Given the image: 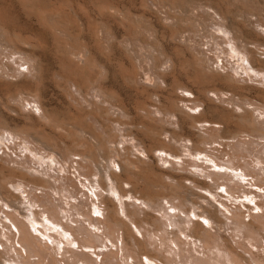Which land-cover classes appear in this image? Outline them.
Listing matches in <instances>:
<instances>
[{"label": "bare ground", "instance_id": "bare-ground-1", "mask_svg": "<svg viewBox=\"0 0 264 264\" xmlns=\"http://www.w3.org/2000/svg\"><path fill=\"white\" fill-rule=\"evenodd\" d=\"M228 1L245 6L240 17L225 13L212 0L192 4L172 2L167 6L154 2H141V12L146 10L154 12L155 19L166 34V40L164 41L168 39V41H172L171 44L174 43L179 46V48H173L171 51L164 49V47L157 51L151 44H146L145 51H147V57L152 60V63L151 67L149 66L146 68L147 70L142 71V75L139 64L137 66L139 71H135V67L133 68L127 64L131 68L126 69V73L120 71L118 74L116 73L118 69L116 68V71L111 66L115 72L111 71V74L114 73L111 76H116V78L118 76L119 78H117L118 81L115 79V84L119 82V84L140 85L141 81L145 84H151H144L145 87H151V89L147 87L150 92L149 89L146 90L142 86L146 93L145 99H142L143 102L140 99V96L143 97L142 95L137 97V95L131 94L128 98H125V96L122 98L118 90L123 85L120 88H118L120 85H117L116 89L118 90L114 91L113 81L107 85L106 81L108 80L101 79L105 81L104 83L108 88L103 86L102 82L101 85L99 82L97 86L94 84L95 82L92 83V80L88 82L86 75H84V69L88 70L95 67L98 69L96 71L98 78H102L105 75L109 76L107 73L110 71L108 68L111 64L110 62L108 63L110 65L105 64L107 62L105 59L106 62L103 65H107V68L98 65V62L96 63L98 55L95 58V53L87 45L78 48H74V45L70 47V44L67 45L68 47L66 46L67 48H65L63 54L70 62L67 69H72L78 79H70V76H62L64 77L62 78L51 67L52 64L49 63L51 58L49 59L48 52L44 47L45 35L48 34L44 29L47 26L45 21L36 18L35 23L38 28L36 25L34 27L40 28L41 31H37L33 35L31 33V36L36 39L33 42L29 41V32L25 36L26 34L20 27L14 25L8 20V17L0 12V227L4 231L3 237L6 241L12 242L18 239L26 252V257H22L20 251L13 250L16 255L18 253L19 256L17 257L20 259L19 261L23 262L22 264H97L87 254H81L82 258L77 256L65 258V255H63L62 259L57 261L58 251L49 246L48 242L42 238V233L39 236L35 235L41 232L39 227L34 224L35 221L39 220L36 218L37 212L36 215L34 211H29V214L26 215L23 213L22 219L17 214V205L22 201L29 208L32 207L33 203L37 204L38 207L40 206L42 209L40 211L41 215L46 214V218L50 219L52 223L65 231H70L75 237H81L84 245L88 247L99 246L103 242V237L108 238L113 244L123 237L132 248L140 246V241L134 236L132 227L130 228L125 222L126 219L130 224H133V229L138 234H142L141 236H143L144 231L148 230L145 228L146 225H151L153 229L150 231H156V233L157 230H161V226L166 227L168 225L176 226L177 230L183 234L187 231L190 237L202 244L201 248L205 255L199 260V263H196V261H189L190 259H187L185 254L179 253L177 250H172V256L165 254L170 252L169 247H167L164 250H144L142 255L149 260L155 259L163 264H177L178 262L181 264H184V262H189V264H237L234 262L229 250H225V259L222 256L216 257L215 255L214 257L211 250L223 248V246L211 237L212 234L205 225L193 222L189 215L191 212L194 213V216L198 214L199 217L205 214V220L211 227L214 226L213 224H222V219L216 216L215 213L205 209L201 214L190 211L186 206V197L181 194L184 189L190 188L184 184V181H188L195 187H200V189L210 193L208 183L197 180L194 178L196 176L192 177L193 174L189 171L190 168L184 171H187L191 176L178 173L184 165L195 168L201 165H195L196 162L191 163L182 160L183 165L180 164V166L182 165L180 167L177 162L174 163L170 160V158L181 160L185 154L187 156L193 155L194 158L198 155H204L209 157L212 164L214 163L215 166L222 169L235 171L240 169L242 172L240 175L214 174L209 171L205 175L210 178L216 175L214 177L217 179H211V181L216 183L220 189L223 186L225 192L231 195L241 192L239 189L243 188L240 186L242 182L237 179L238 176H252V179L261 182H259L260 187L264 186V177L261 178L260 173L250 171L249 163L244 161L247 155H255L260 160V164H264V146L256 149L253 141H248L246 144L241 142L242 140L240 141V138L245 135L255 137L258 134H263L264 129L263 122L259 121L255 114L256 109L258 111L264 106V88L259 89V87L244 84L243 81L246 80L241 77L250 71L253 78L249 80L258 81L256 78L259 77V81L264 82V58H261L264 52L259 54L260 48L264 50V9H262L263 15H256L254 11H257V9L254 5L259 3L258 0ZM41 6L38 5L35 11L45 14V10ZM23 11L28 16L24 9ZM91 11L94 13L92 15H96L98 20L104 21V17H106L104 23H107L106 21L109 19H115L123 24L128 12L124 6L117 5L109 0H93ZM261 12L259 11V13ZM53 20L55 22L56 19ZM181 24L182 27L189 25L194 30L191 33H185L180 30V27L178 28ZM60 26L59 28H61ZM104 27L89 29V32L86 29V32L90 33L88 35L90 36L89 40L93 38L92 40L97 44L103 43V41L109 43L112 38L111 34L117 28L114 31L106 28L107 31H104ZM65 29L70 30V27ZM65 29L62 30L65 31ZM83 29L85 28L83 27ZM108 30L113 32L110 34ZM63 31L62 33H64ZM60 35L61 33L58 36ZM70 35H67L68 38H70ZM81 38L84 43L86 39ZM77 39H80V36ZM115 39L117 38L115 37ZM76 42L78 41L76 40ZM116 43V47L129 51L128 40L125 36L117 40ZM92 45H90L91 49H93ZM157 45L161 44L158 43ZM97 46L99 47V45ZM144 56L146 57L145 54ZM187 60L192 62L193 70H196V72H208L206 82L198 83L196 80H191L192 76L184 71L183 61ZM245 64L248 70L245 69ZM121 65L123 66L124 63H121ZM128 66L126 67L128 68ZM223 68L227 69L225 74L219 72V69ZM51 77L59 81L62 80L61 85L54 84L58 86V88H55L61 94L60 99L62 98L65 102V107L59 105L62 100L59 101L54 98L57 94L54 93V95L53 91L49 90ZM107 78L109 79L110 76ZM210 81L217 82L219 85L209 84ZM162 84H164V87H162ZM135 87L136 85L131 89L134 90ZM138 87L136 92L139 90ZM178 91L180 92L178 93ZM227 93L230 96L223 98L222 96ZM122 94L124 95L123 92ZM234 95L239 98H234ZM253 101L259 104L257 105ZM223 103L230 104L232 108L229 109ZM249 105H252L253 108L245 107ZM60 106H62L63 112L59 111ZM199 107L202 109L198 110ZM261 110L263 111V109ZM79 112L84 113L83 118H85V121L83 123H70L74 119L72 118L73 115L75 116ZM257 113L259 114V111ZM47 130H53L62 135H71L74 132L76 140L72 142V147H66L62 142L63 147H60L57 142L50 141L49 136L46 135ZM222 139L235 140V143L223 144L219 142ZM147 141L150 144H147ZM214 143L219 146L232 147L231 149L237 155L234 156V153L231 155L224 152L222 155H228L227 159L224 160L223 156L210 153L205 145ZM242 152L247 153L245 155ZM255 152L261 156L254 154ZM239 159L244 162H238ZM65 163L67 165L68 163L75 164L73 167H75L79 179L83 177L84 180L88 181L92 189V195L95 197V200H90V202L86 201L85 198V200H80L79 204L74 205L76 212L85 217L86 209L83 208L85 207L88 210L90 206H96L94 211L103 217V221H95L90 216L85 218L95 227H99L100 223L103 224L102 234H89L84 232L85 230L81 231L80 227L72 228L63 224L64 216L61 214L62 211L59 210L60 207L54 205L48 198L34 194L36 188H42L41 191L46 189L47 192L50 187H53L50 186L52 184L50 179L55 176H51L48 172L49 170L54 171V173L63 171ZM166 163L170 165V168H165ZM98 164L102 165V170ZM149 172L156 176L155 178L158 179L161 185H169L171 193L168 195L156 194L141 186L142 180L137 178H140L141 173L143 175V173ZM93 177L96 178L95 183H93ZM125 185L128 187L127 189ZM96 189L98 191L105 190L112 198L105 197L104 200H101L100 195L95 191ZM77 191L78 193L82 192L81 190ZM21 194H24V197ZM44 194L47 195L45 192ZM83 195L82 192L81 196ZM84 196L87 197V195ZM202 197L205 198V196L200 198ZM163 201L169 206L166 207ZM102 202L105 204L104 209L101 208ZM262 208H264V204ZM102 210L107 211V214L104 215ZM150 210L163 214L157 217L149 212ZM167 210L171 212L169 211V213ZM179 213L185 215L184 221ZM140 215H143V217L141 218ZM222 215L225 218L224 214ZM231 215L235 217L234 214ZM228 218L226 219L228 220ZM234 225L236 226L233 227L232 232L234 234H232L238 236L243 234L242 236L249 239L247 240L249 245L252 242L256 245L259 244L257 237H264V223L256 228L254 226V229L251 228V230L244 227L247 225L241 223L238 225V222ZM12 227L16 228L15 235L11 233ZM119 227L123 231L122 234H119L121 233ZM175 248H177L176 245ZM120 250L122 255L115 264H129L128 259H134L132 253L127 252L125 244L121 245ZM219 251L223 250L220 249ZM1 254L2 252H0V264L18 263L16 262L18 260H14L12 255L7 258L1 257ZM211 254L214 258L211 257ZM173 255H178V261L174 260ZM104 256L107 255L103 254ZM33 257L37 258L36 262L30 260ZM9 258L12 260L10 261ZM251 260H254L252 256ZM130 264L136 263L132 262Z\"/></svg>", "mask_w": 264, "mask_h": 264}, {"label": "rangeland", "instance_id": "rangeland-1", "mask_svg": "<svg viewBox=\"0 0 264 264\" xmlns=\"http://www.w3.org/2000/svg\"><path fill=\"white\" fill-rule=\"evenodd\" d=\"M109 1H111V2L113 1V3H115L117 5L124 6L128 10V12L126 13V20H125L124 24L119 22V21H116L115 19H113V20L109 19L106 21L107 23H104L105 20L107 19L106 17H104V21L98 20L96 15H92V14H94L91 11V4H92L93 0H48V1L47 0H0V12H2L4 16L8 17V20H10V22H12L14 25L20 27L22 29V31L24 32V34H26L25 36H27V33L29 32L28 36H30V38L32 37L31 33L33 35V33H36L37 31L38 32L41 31L40 28H39L40 30L37 29L38 26L35 23L36 18L43 19L45 21V24L47 25L46 26L47 29L46 28H44V29H45V32L47 31L46 33H48L47 34L48 37L45 35L44 47H45V50L48 52L49 59L51 58L49 60V63L51 62L50 65L52 64L51 67L54 68V70L57 71V74L61 77L62 76H64V77L70 76V79H78L77 75L74 73V71L72 69L71 70L67 69L70 62L68 61L66 55L63 54V52L65 51V48H67L69 46V44H70V47L72 45H74L75 46L74 48H78V47H82L84 45H87V47L90 48V50H92V52L95 53L94 54L95 58L98 57L96 60V63L98 62L97 63L98 65L101 66L106 61L107 62L105 64H107V65L111 64L108 68V69H110V71H109L110 73L109 72L107 73V75L109 74L110 78L108 79L107 77H109V76H106V75H105L106 77L104 76L102 78H98V74L96 72V71H98V69L95 67L89 68L88 70L84 69V75H86L88 82H89V80H92V83L95 82L94 84L96 86L99 84V82L101 85V82H102L103 86L107 87L106 84L108 85L112 81H113L112 83L115 84L116 83L115 79L118 78V76H117V78H116V76H114V77L111 76V75H114V73H115L113 71L114 68H115L114 70H116V71L118 69V72H116L118 74V73H120V71L126 73V69H129L130 66L133 68L135 67L134 68L135 71H139L137 66L140 65L141 66V68H140L141 69V75H142L143 70H147L146 68H148L149 66L151 67V63H152L151 61L152 60L147 57V51H145L146 50V44L147 45L151 44L152 47H154L157 51H159L161 47H164V49H166L168 51H171V49H173V48H179V46H176L174 43L171 44L172 41L170 42V41H168V39H167V41H164V40H166V37H165L166 34L164 33V30L161 28V26L158 24L157 20L155 19V15L153 14L154 12L147 11V10L141 12L142 11L141 10V2L142 1L147 2V3H149V2L153 3L154 2L156 4H160V5H164V6H167L168 4H170L172 2L173 3H175V2L176 3H183V4L207 2V0H153V1L152 0H150V1L149 0H109ZM212 1L213 2L215 1L216 4L218 6H220L221 9L225 13H228L229 15H234L236 17H240V15L243 14V11L245 8V6L241 5L240 3L233 4L228 0H212ZM47 2H49V3H47ZM258 2H259V3H257L258 6L254 5V7L257 9V11H254V13L256 15L257 14L263 15L262 9H264V8H262V7H264V0H262V1L258 0ZM42 3H43V5H42ZM38 5H40V6L42 5L41 7L44 8L45 14L44 13L43 14L37 13V11H35L37 9L36 7ZM45 8H47V9H45ZM23 9L25 10V13L28 16H26L24 14ZM87 10H89V11H87ZM259 11L260 12L262 11V12L259 13ZM53 17H55V18H53ZM48 19H50V20L48 21ZM53 19H56L55 22ZM58 20H59L60 24L58 23ZM44 21H43V23H44ZM109 21L110 22L112 21L111 22L112 24ZM83 22H85V23H83ZM61 24L64 26H62ZM82 24L83 25L85 24V25L83 26ZM35 25L37 26V28L34 27ZM58 25L59 26L61 25L60 26L61 28H59ZM104 25H105V27H104ZM111 25H113V26H111ZM68 26L70 27L71 31L69 29H65V28H69ZM87 26H89V27H87ZM83 27L85 29H83ZM103 27L105 29L104 31H107L106 28H108L110 30L113 29V31L115 28H117L114 31L116 33H114L113 31L109 32V30H108V32L110 34H111V32H113L111 34V37H112L110 39V41L112 40L111 42L109 41V43H106L105 41H103V43L101 42L100 44H97L96 42H94V40H92L93 38L89 40V38H90V36H88L90 34V33H88L89 29L103 28ZM179 27H180V30L185 32V33H191L194 30V28L190 27L189 25L182 27V24H181L178 26V28ZM34 28L36 29V31ZM54 29L56 32L54 31ZM62 29H65V31H63ZM86 29L88 30V32H86ZM57 30L60 32H58ZM67 30H68V32H67ZM62 31L64 33H62ZM50 33H51V36H50ZM56 33L58 35L61 33L62 36L61 35L58 36ZM86 33H87V35H86ZM67 35H70V38H68L69 36H67ZM79 36H80V39H77V38H79ZM124 36H125L126 40H128L129 51L116 47L117 46L116 45L117 40H120L121 37H124ZM33 37L31 38L33 40H31L28 37L29 41L35 42L34 41L35 37L34 38ZM81 37H83L84 40L86 39L84 41V43H83V39ZM115 37L117 39H115ZM81 39H82V41H81ZM76 40L79 43L76 42ZM87 40H89V41H87ZM91 42L92 43L94 42L93 45ZM158 43L161 45H157ZM89 44L93 46V49H91L92 47H90ZM114 44H115V47H114ZM97 45H99V47ZM111 46H113V47L111 48ZM249 47H251V46H249ZM251 48H254V47H251ZM143 52H145V53H143ZM263 52H264V50L262 48H260L259 54H262ZM96 53H98V54H96ZM58 54H59V56H58ZM100 54H101V56H100ZM144 54L146 55L147 58L144 56ZM261 58H264V55H261ZM56 59H57V61H56ZM105 59H106V61H105ZM148 61H149V63H148ZM109 62H110V64H108ZM58 63H60V64H58ZM121 63H124V65L122 66ZM114 64L117 66H115ZM127 64L130 66H128ZM183 64L185 65V69H184L185 73H189L192 76L191 80H193V81L196 80L198 83H204L207 81V78H208V72L207 71L204 73L196 72V70H193L194 68L192 67V62L190 60L183 61ZM62 65L65 67L64 69H63ZM125 65L128 66V68ZM106 66H104V67L107 68L108 66L107 67ZM111 66H113L114 68ZM124 66H125V68H124ZM244 66H245V69L248 70L246 64ZM94 68H95V70H94ZM92 69H93V72H92ZM111 71H113L114 73L112 72V74H111ZM64 72H65V74H64ZM71 72H72V75H71ZM219 72L221 74H225L227 72V69L226 68L219 69ZM64 77H62V78H64ZM241 77L244 78V80H246V81H243L244 84L253 85V86H256L257 88L259 87V89L264 88V82H260L259 77L256 78V80H258V81L249 80L250 78H253V75L250 74V71L243 74ZM103 78L105 81H106V79L108 80V81H106V84L104 83L105 82L104 80H101ZM118 79H117V81H118ZM54 83L57 85H59V84L61 85L62 80L59 81L58 79L51 77L50 83H49V90L51 89V91H53V94L54 93L57 94V95L54 94L55 96L53 95L54 98H56L59 101L62 100L61 103L59 102V105H62L65 107L66 106L65 102L63 101L62 98L60 99V97H62V96H60L61 94H59L58 89L55 88V87L58 88V86H56ZM114 84H113V88L115 89V90L113 89L114 91L118 90V89H116L117 85L118 86L120 85L118 88H120L122 85L124 86V87L122 86L124 89L121 87V89L118 90V92L121 93L122 98H124L123 96H125V98H128V97H130L131 94H134L135 96L137 95V97L142 95L143 97L140 96L141 102H143V100L145 99V95H146L145 89L146 90H148L149 88L151 89L150 86L145 87L144 86L145 83L142 81H141L140 85L138 84L139 87L137 84H131V83H128L126 85V84H119V82H117V84H115L116 86ZM209 84L219 85L217 82L214 83L212 81H210ZM50 85H51V88H50ZM134 85H136V87H135L136 89L132 90L134 88ZM145 85H151V84L148 83ZM125 86L127 88L129 86V88L127 89ZM142 86H144L145 89ZM137 87L139 89L138 92H136ZM147 87H149V88L147 89ZM162 87H164V84H162ZM150 89H149V92H150ZM120 90L121 91L123 90L122 92L124 93V95L122 94V92ZM132 91L133 92L135 91V92L133 93ZM179 92L180 91H178V93ZM126 94H127V97H126ZM134 95H132V96H134ZM228 96H230L229 93H227L226 95H224L222 97L227 98ZM131 98H133V97H131ZM234 98H239V97L237 95H234ZM216 102H217V100H216ZM253 102L256 103L257 105L259 104L258 102H255V101H253ZM223 105L227 106L229 109L232 108V106L230 104L227 105L226 103H223ZM62 106H60L61 108H59L60 112H63ZM245 107L249 108V109L253 108L252 105L245 106ZM260 107H261V105H260ZM128 108H129V106H128ZM201 109H202L201 107L198 108V110H201ZM261 109H263V111ZM261 109L258 110L259 114L257 113L258 111L256 109L255 114L257 115V119H259V121L263 122V124H264V116H263L264 115V113H263L264 112V106H262ZM189 112H191V111H189ZM238 112H240V110H238ZM83 117H84V113L79 112L78 114H75V116L73 115L72 118H74V119L70 123H74V122L83 123L85 121V118H83ZM52 131L53 130H50V131L47 130L46 135H47V137L49 136L48 138H50L51 142H57L60 147H63L62 143L65 144L66 147H72V142L74 140H76V134L74 132H72L71 135H67V134L62 135L61 133L54 132V131L52 132ZM262 132H263V134H258L255 137H251V136H247V135L242 136L240 138V141L242 140L241 142H243L244 144H246V142H248V141H250V142L253 141L254 142L253 144L256 146L255 148L259 149V148H261V146H264L263 145L264 144V129ZM234 141L235 140H228V139L219 140V142H221L223 144L235 143ZM146 143L150 144L148 141ZM188 145H190V144H188ZM205 148L210 153H212L214 155L223 156L224 160H226L228 157V155H225V156L222 155L224 152H226V153L228 152V154H231V155L234 153L233 149H231L232 147L229 148L228 146H225V145L219 146L217 143H214L211 145L206 144ZM211 151H213V152H211ZM214 152H216V153H214ZM246 153L247 152H244L243 154L246 155ZM235 154L236 153H234V156L237 155V154L236 155ZM254 154L257 155L258 153L255 152ZM238 155H240V154H238ZM203 156L204 155H198V156H196V158H194L193 155L187 156V154H185L184 156H182L181 160L180 159H172V158H170V160L172 162L174 161V163L177 162V164H179L178 166H180V164L183 165L182 160H184L186 162L189 161L191 163L196 162V163H194L195 165H197V164L201 165V166H199L200 168L196 167L197 169L193 166H190V165L189 166L184 165V167H181L182 166L181 165L180 167L182 170L180 169L178 171V173L191 176L190 174H188L187 171H184V170L190 168L191 170H189V171L192 172V174H193L192 177L196 176L194 178H196L197 180L203 181V182L206 181L208 183V185H209L208 190L210 191V193L204 189H200V187L199 188L195 187L193 184H190L188 181H184V184H186L190 188L184 189L181 192V194H182V196L186 197V199H187L186 206L190 209V211H195V213L201 214V212H203L205 209L206 211H209L211 213H215L216 216H218L220 219H222L223 223L222 224H213L214 226L211 227L210 225L207 224V222L205 220L206 219L204 217L205 214L203 216L199 217L198 214H196V216H194V213H192V212L189 215L190 218L193 220V222H199V223H202L203 225H205L206 228L209 229V231L211 232V234H212L211 237H213L218 243H220L223 246V248H225V249H223L220 247L219 249H212L211 252L214 254V257H215V255H216V257L222 256L225 259L226 258L225 250H229L231 252L232 258L234 259V262L237 264H264V237L263 238H261L260 236L257 237L259 244L256 245V244H254V242H252V244L250 243V245H249L248 241H247L249 239L242 236L243 234H239V236H238V235H233L234 232H232L233 227L236 226V225H234V223L237 224V222H238V225H240V223L247 225V226H244V225H241V226H244L246 229H250V230L254 226L256 228L260 224L264 223V208H262L263 204H264V186L260 187V185H259L260 181H255L254 179H252V176H245V177L238 176L237 179L242 182V184H240V186H242L243 188L239 189V191H241V192L231 195L230 193L225 192V190L223 189V186L220 189V188H218L216 183H213L211 181V179H215V180L217 179V178H215L216 175L212 176V177L215 176L214 178L206 177L205 175H206L207 171L212 172L214 174L228 173V174H232V175H240V173H242L240 171V169L237 171L227 170L224 168L222 169L219 166H215L214 163L212 164V162L209 161V157L204 156L205 157L204 158ZM250 156H251V158H249ZM250 156L247 155V157L249 159L246 157V160H244L245 162L249 163L248 165H249L250 171H252L254 173H260L261 174L260 177L261 178L264 177V164H262V163L260 164V160L257 158V156H255V155H250ZM259 156H261V155H259ZM192 160H194V161H192ZM247 160H249V161H247ZM241 161H243V160H241ZM241 161H240V159L238 160V162H240V163L244 162V161L243 162H241ZM102 163H104V162H102ZM100 164H98V165L101 169L102 165H100ZM64 165L65 166L63 167V171H61V172L59 171L60 173L59 172L54 173V171L52 172V170H49L48 173L51 176L56 177V178L54 177L53 179H50L51 183L53 184V185L51 184L50 186H53V187H50L47 190V192L45 191L46 189H44V191H41V190H43L42 188H36V190H35L36 192H34V194L37 196L42 195V196H44V198L46 197V198H48L49 201H52L54 205H57L60 207L59 210H60V212L62 211L61 214L64 216L63 217L64 219L62 220L63 224L69 225L72 228L80 227L81 231L85 230L84 232H86V233L88 232L89 234H91V233L93 235L102 234L103 231H101V230H103V229H101V228H102L103 224H101V223L99 224V227L101 226L100 228L95 227L92 224H90L85 218L87 216H90L95 221H98V220L103 221V217L100 216L99 213L94 211V209H96V206H90L89 207L90 211H89V208L87 210V208L84 207L83 209L84 210L86 209L85 217H84V215L83 216L79 215L76 212L75 207H74V205L79 204L80 200L86 199V201H89V202H90V200H95L94 195H92V189L89 186L88 181L84 180L83 177H80V179H79L77 171L75 170V167H73L75 165L74 163H72V165L70 163H68V165L65 163ZM70 166H72V167H70ZM66 167H67V169H66ZM180 167H178V168H180ZM204 167L207 168V170H205ZM165 168H170V165H168V163H166ZM56 174H57V176H56ZM139 177L140 178H137V179L142 180L141 186L148 188V190L150 192H153L156 194H162V195H168L171 193V189H170V187H168L169 185H161V183L158 181V179L155 178L156 176L152 175V173H150V172L149 173H143V175L141 173V176H139ZM92 179H93V183H95L94 180L96 178L94 179V177H93ZM168 182H170V180H168ZM143 184H145V185H143ZM93 185H95V184H93ZM125 188L127 189L128 187L125 185ZM77 190H79V191L81 190L84 193V195H87V197H85L84 195L81 196L82 192L78 193ZM95 191L98 195L101 196V197L99 196V198L101 200L102 199L104 200L105 197H111L112 198V196L109 193H107L105 190H99L98 191L96 189ZM245 191H247L248 193H246ZM44 192L47 193V195H45ZM102 195H103V197H102ZM21 196L24 197V194H21ZM201 196H205V198L204 197L200 198ZM163 202H164V205L166 204V207L169 206V205H167V203H165V201H163ZM174 202H176V201H174ZM103 203L104 202L101 203V205H102L101 208L104 209L105 204H103ZM17 206H18L17 214H19V217L23 216L24 214L25 215L29 214V211H32V212L34 211V214L37 212L36 213L37 215L36 214L35 215L37 216L36 218L39 220L35 221L34 224L39 227L41 232H39L38 234H35V235L39 236L40 233H42L43 234L42 238L48 242L49 246L54 247L55 250L58 251V254H57L58 256H56L57 261L59 259H62L63 255H65V258L76 257V256L78 258H82V256H80L81 254H87L88 256H90V259L94 260L97 264H115L116 261L118 260V258L121 257V255H122V251L120 250V247L122 244L123 245L125 244V249H127V252L132 253V255L134 257V259H132V260L130 258L128 259L129 264L132 262L136 263V264H163L160 261L155 260V259L149 260L148 258H146L142 254L144 253V250L145 251L146 250H151V251L152 250H164L167 247H169L170 252L165 253V254H169V256H172V254H173L172 250H177L179 253L185 254L186 258L190 259L189 261H196V263L197 262L199 263V260L201 258H203V256H205L203 254L204 251L201 248L202 244H200L198 241H196L195 239L190 237V235L187 231L184 234L180 233L179 230H177L178 228L176 226H173V225H172L173 227L170 225H168L166 227L161 226V228H160L161 230H157V233H156V231H150L153 229V227L151 225H146L145 228H147L148 230L144 231L143 236H141L142 234L141 235L138 234L133 229L134 228L133 224H130V222L126 221V219H125V222L129 225V227L130 228L132 227L131 229L134 233V236L138 239V241H140V243H141L140 246H136V247L132 248L131 245H129L127 243V241L125 239H123V237H121V235H120V237L122 239H119L117 241V243L113 244L108 240V238L103 237L104 238L103 242L99 246L97 245L95 247H88V246L84 245L81 237H75L71 234L70 231H65L64 229H62L58 225L52 223L50 219L46 218L47 217L46 214L41 215L40 211L42 209L40 208V206L38 207L37 204L33 203L31 205L32 207L29 208V206H27V204L25 205V202L22 201ZM105 210H102L104 215L107 214V211H105ZM19 211L22 213H20ZM169 211L170 210H167V212H169ZM149 212L155 214V216H157V217H160L163 214L161 212H155V211L152 212L151 210ZM235 212L237 215L235 214ZM179 214H180V217L182 219L185 217V215L183 213H179ZM222 214H224L225 218L222 217L223 216ZM231 214H234L235 217H232ZM1 216H3V215H1ZM140 217L142 218L143 215H140ZM228 217H230V218H228ZM226 218H228V220ZM21 219H22V217H21ZM183 221H184V219H183ZM208 226H210V227H208ZM1 230L2 229L0 227V237H1L0 252H2L1 257L3 256V257L8 258V256L12 255V258L14 260L15 259L18 260V261H16V262H18L17 264H22L23 262L19 261L20 259H18V257H17V256H19L18 253L16 255V252L15 251L13 252V250L15 249L17 251H20L19 253H21V256L26 257L25 256L26 252L24 251L23 247L18 242V239H15L12 242L6 241V239L3 237L4 231L3 230L1 231ZM119 232H121L119 234L123 233V231L120 227H119ZM11 233L13 235H15L16 228L12 227ZM17 233H18V230H17ZM160 239H162V240H160ZM151 243H152V245H151ZM172 243H174V244H172ZM241 244H242V246H241ZM175 245L177 248H175ZM220 249L223 251H219ZM103 254L107 255V256L103 257ZM251 256L253 257L254 260H251ZM177 257H178V255H175L174 260L178 261ZM211 257H213V255ZM33 258H35V257H33ZM33 258H31L30 260H33V262H36L37 258H35V259H33ZM9 260L11 261L12 259L9 258ZM179 263L180 262H178L177 264H179ZM187 263L189 264V262H184V264H187ZM10 264H12V263H10Z\"/></svg>", "mask_w": 264, "mask_h": 264}]
</instances>
